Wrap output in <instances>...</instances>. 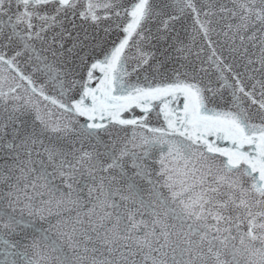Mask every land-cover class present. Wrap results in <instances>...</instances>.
<instances>
[{"label":"snow or ice","instance_id":"6c2138e0","mask_svg":"<svg viewBox=\"0 0 264 264\" xmlns=\"http://www.w3.org/2000/svg\"><path fill=\"white\" fill-rule=\"evenodd\" d=\"M0 264H264V0H0Z\"/></svg>","mask_w":264,"mask_h":264}]
</instances>
